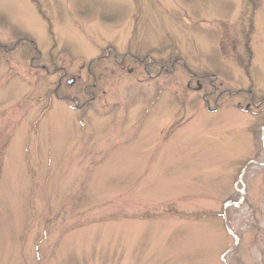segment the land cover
<instances>
[{
  "label": "rangeland",
  "instance_id": "374dc122",
  "mask_svg": "<svg viewBox=\"0 0 264 264\" xmlns=\"http://www.w3.org/2000/svg\"><path fill=\"white\" fill-rule=\"evenodd\" d=\"M0 264H264V0H0Z\"/></svg>",
  "mask_w": 264,
  "mask_h": 264
},
{
  "label": "flooded vegetation",
  "instance_id": "af4514ba",
  "mask_svg": "<svg viewBox=\"0 0 264 264\" xmlns=\"http://www.w3.org/2000/svg\"><path fill=\"white\" fill-rule=\"evenodd\" d=\"M136 58H137L139 61H141V62L145 59V58H140V57H136ZM122 61H124V60H122ZM156 61H157V60L153 59L152 62H150V63H149V62L144 63V65H145V67H147V66H149V65H152V64L156 63ZM165 66H166V65H161L160 68L162 69V68H164ZM158 74H161V71H160V70L156 73V75H158ZM154 76H155V75H154ZM151 77L153 78V76H151ZM158 78H160V77H158ZM158 78H157V79H158ZM155 79H156V78H155ZM197 80H198L197 83L199 84V83H200V80H199V79H197ZM161 85H162V83H160V86H161ZM197 89L200 91V89H202V87H201V88H197ZM213 92H214V91L207 93V95L204 97V100L207 101V102H209V101H208L209 99H208L207 96L213 94Z\"/></svg>",
  "mask_w": 264,
  "mask_h": 264
},
{
  "label": "water",
  "instance_id": "95a60500",
  "mask_svg": "<svg viewBox=\"0 0 264 264\" xmlns=\"http://www.w3.org/2000/svg\"><path fill=\"white\" fill-rule=\"evenodd\" d=\"M70 83H73V80H72V81H70Z\"/></svg>",
  "mask_w": 264,
  "mask_h": 264
}]
</instances>
